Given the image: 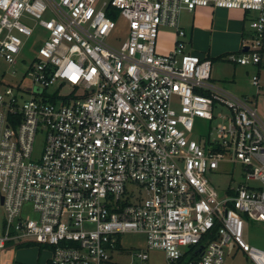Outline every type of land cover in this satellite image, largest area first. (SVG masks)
I'll return each instance as SVG.
<instances>
[{
  "label": "built area",
  "instance_id": "2783aa9c",
  "mask_svg": "<svg viewBox=\"0 0 264 264\" xmlns=\"http://www.w3.org/2000/svg\"><path fill=\"white\" fill-rule=\"evenodd\" d=\"M205 7L250 15L228 61L258 66L264 0H0V264L27 244L48 249L47 264H110L129 232L168 264H223L230 243L264 264V249L244 238L248 219L264 223V120L212 81L208 58L186 51L179 16ZM116 16L128 34L113 47ZM162 28L174 30L167 53L156 49ZM34 38L40 46L16 79L8 69ZM251 84L264 91L258 75ZM196 119L217 121L215 136L189 138ZM222 163L241 173L218 191L208 175Z\"/></svg>",
  "mask_w": 264,
  "mask_h": 264
},
{
  "label": "rangeland",
  "instance_id": "374dc122",
  "mask_svg": "<svg viewBox=\"0 0 264 264\" xmlns=\"http://www.w3.org/2000/svg\"><path fill=\"white\" fill-rule=\"evenodd\" d=\"M109 0H96V6L100 7L103 2H108ZM186 11H182L181 14ZM164 29V28H162ZM250 32L249 26H247V34ZM128 34V22L125 18L119 17L116 20V26L113 30L112 35L107 39V43L113 47H118L127 37ZM24 41L25 38L21 37ZM160 36L158 35L156 42V49H158V41ZM40 43H37L34 39H30L26 42L25 47H23L21 53L17 57L18 66L9 67V74L14 71L16 79H19L21 76V70L25 68V66L31 61L37 52ZM222 62L224 65L222 66V70L225 73V78H216L215 69L212 66L211 70V78L213 80H217L218 84L221 85V88L225 89V91L234 94L240 98L247 99V102L250 106L256 108L257 114L264 120V91L262 89L254 88L251 84V76L259 75V79L261 81V85L264 87V52L262 54V60L260 66L253 65H233L230 61H228V57L224 59ZM22 65V66H21ZM221 80V81H219ZM7 82L10 85L15 84V80L7 79ZM24 82H28L31 84V80L29 78H25ZM219 85V86H220ZM68 90L65 88L64 91ZM217 125V121L208 122L203 119L195 120V130L193 134H190L188 137L193 138L197 141L198 136L208 134L210 139L213 138L216 134L214 127ZM45 143V132L39 131L34 140L33 144V152L32 159L38 160L41 157L43 152ZM233 172V174L231 173ZM240 169L238 166L235 168H231L229 165L224 163L220 164V168L214 174H209L208 178L212 185L218 190L221 191L229 186H234L235 183L239 180ZM128 187V186H127ZM143 197V191L140 192ZM22 216L34 218V214L29 205H24L22 208ZM0 217H3V212L0 208ZM92 225H87V228L92 229ZM244 238L251 245L258 247L260 249H264V223L256 222L248 219L245 222L244 226ZM121 247L116 249L111 253L110 264H168L165 258V254L163 251L159 249H147L146 246V236L143 233L139 232H129L122 234L120 236ZM39 245H24L19 250L28 251L29 256L35 254ZM18 250V249H17ZM20 251V252H21ZM50 252L42 251V255L40 258V263L44 262L45 258H47ZM139 253H146L147 259L141 260L137 255ZM3 257L5 253L2 254ZM10 258V257H8ZM14 264H36L35 257L29 258L27 256H17L14 260ZM223 264H252L247 257L239 250H237L233 244H228L224 248V262Z\"/></svg>",
  "mask_w": 264,
  "mask_h": 264
},
{
  "label": "crops",
  "instance_id": "0c3cea01",
  "mask_svg": "<svg viewBox=\"0 0 264 264\" xmlns=\"http://www.w3.org/2000/svg\"><path fill=\"white\" fill-rule=\"evenodd\" d=\"M249 17V14L240 10H224L208 7L196 8L192 12H185L183 15L180 14L179 26L185 33L183 38L186 51L198 55L199 57L208 58L211 61V70L212 66L215 65L214 69L216 78H225V73L222 69L224 64L219 62V60L223 61L230 54H237L239 52L242 38L247 34ZM158 35L160 36V39L158 41L157 51L160 53L171 51L174 46V30L164 28L159 31ZM220 55L227 56L224 59H217ZM232 64L235 66L237 65L234 63ZM260 64L261 61L258 67ZM212 81L218 84L216 79H212ZM219 85L220 84H218V86ZM120 247L121 240L119 239V245L116 249H119ZM19 248H22V245L15 247L12 250V253L5 254L7 257H10L13 264L18 255H24L29 258L35 257L36 264H47L51 255V252L48 249L42 247H38L36 256L35 254L29 256V250L24 251L22 254L23 251L19 250ZM42 251H48L50 253L47 255L48 257L45 258L44 262L40 263Z\"/></svg>",
  "mask_w": 264,
  "mask_h": 264
},
{
  "label": "trees",
  "instance_id": "16d2710c",
  "mask_svg": "<svg viewBox=\"0 0 264 264\" xmlns=\"http://www.w3.org/2000/svg\"><path fill=\"white\" fill-rule=\"evenodd\" d=\"M113 13L115 14V11L114 12L109 11L108 15L112 16ZM113 19H117V16L113 17ZM226 56L227 55H220L217 57V59H222V58L224 59ZM119 239L120 238H118L117 247L119 245ZM213 239H215V229H213L210 233H208L206 236H204L198 245H195V246L189 248V250L186 252V256H185L186 261L191 260V259H196L198 257L199 249L201 247L203 248L208 240H213ZM29 245H33V244H27V246H29Z\"/></svg>",
  "mask_w": 264,
  "mask_h": 264
},
{
  "label": "water",
  "instance_id": "95a60500",
  "mask_svg": "<svg viewBox=\"0 0 264 264\" xmlns=\"http://www.w3.org/2000/svg\"><path fill=\"white\" fill-rule=\"evenodd\" d=\"M242 51H244V52L247 51V48L244 47ZM201 250H202V247L199 249V251H201Z\"/></svg>",
  "mask_w": 264,
  "mask_h": 264
}]
</instances>
